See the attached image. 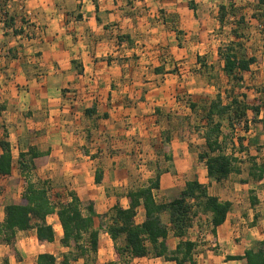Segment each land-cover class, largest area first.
I'll use <instances>...</instances> for the list:
<instances>
[{
	"label": "crops",
	"instance_id": "crops-1",
	"mask_svg": "<svg viewBox=\"0 0 264 264\" xmlns=\"http://www.w3.org/2000/svg\"><path fill=\"white\" fill-rule=\"evenodd\" d=\"M189 1L7 0L6 14L14 17V28L22 33L12 36L10 29L2 24L3 32L11 33L15 42L2 48L0 140L6 132L12 149L14 144H25L24 139L29 136L28 147L47 154L46 163L38 165L35 173L47 182L57 200L69 201L73 194L84 204L92 202L99 216L109 215L115 206L127 209V192L147 184L157 161L160 168L162 158L166 164L170 162L165 161L164 155H158L161 132L167 129L161 125L173 122L180 123L182 128L191 125L195 113L189 104L208 105L214 93H221L222 89L215 90L211 73L219 68L218 75L223 80V61L218 56L219 46L214 53L210 45L220 42L216 34L225 29L217 21L222 2L194 0L195 10H192ZM0 13L2 21L3 9ZM204 59L210 61L207 79L200 68ZM212 60L217 61V68ZM255 65L258 68L255 63L243 74L238 87L244 84V88L239 93L244 89L249 94L246 87L251 84L245 79ZM200 84L207 96L204 92L202 96L197 94ZM258 97L256 93L247 99ZM91 104L94 112L88 116L86 111ZM157 109L160 115L156 114ZM166 115L172 116V122L166 120ZM250 119L247 133L241 135L245 136L249 156L261 162L264 121L260 120H264V109L257 117L258 123ZM193 137L198 136L192 132L186 136L187 141H180L172 134L169 156L174 165L163 166L160 188L155 194L163 202L177 198L186 181L197 180L207 186L221 184L208 180L197 154L189 155L188 144L195 140ZM177 141L179 144L174 147ZM144 147L157 150L154 154L147 153L143 161L147 163L148 173L140 174L134 163L142 157ZM182 156L191 163L184 172ZM41 161L43 158L37 160ZM96 171L102 172L99 184L95 183ZM232 176L242 177V168L241 174L230 175L222 184L230 197L213 194L229 201L231 208L215 235L210 233V242L219 246L222 253L214 255L209 264H243L227 257L243 256L245 250L264 241V180L253 182L246 174L242 179L248 182L239 180L238 185L232 183ZM250 192L256 198L255 205L251 204ZM143 220L144 212L139 208L135 222L140 224ZM46 221L55 232L53 243H39L33 225L18 232L16 254H9V247H3L4 254L0 257L7 255L9 264H35L40 254L56 257L51 248L58 249L62 230L56 216H49ZM191 231L190 228L186 237L197 243L196 233L192 238ZM102 236L109 237L105 233ZM178 242L170 232V249H175ZM141 260H147L148 264H168L160 258L148 257L134 259L133 264Z\"/></svg>",
	"mask_w": 264,
	"mask_h": 264
},
{
	"label": "trees",
	"instance_id": "trees-1",
	"mask_svg": "<svg viewBox=\"0 0 264 264\" xmlns=\"http://www.w3.org/2000/svg\"><path fill=\"white\" fill-rule=\"evenodd\" d=\"M6 2L7 0H0V9L4 11V19L2 17L4 28L10 29L12 36L20 35L22 30L14 28V17L6 14ZM263 4L264 0H257L255 9L258 11ZM188 6L195 10L194 0H190ZM228 7L232 9L231 4L227 6L220 4L218 8L217 21L221 26L230 15ZM254 15L256 17V14ZM243 20L240 16L238 25H242ZM232 33L237 38L242 37L235 28ZM241 51L240 48H235L233 43L218 50L219 57L223 61V81L229 86L224 91V98L218 92L208 105L189 104L195 115L201 116L202 122L201 126H193L192 129L204 140V148L197 154V160L205 166L208 180L214 183H222L232 174H241V164L243 161L246 162L239 156L241 154L247 155L246 157L251 161L247 173L249 179L253 182L264 180V160L258 163L256 158L249 156L248 148L244 145L245 136L233 138L235 126L242 125L243 133H247L248 112L253 115L251 122L258 123L257 117L261 109H264V102L261 99L248 100L246 94L239 95L234 92L242 82L243 74L250 71L251 65L259 61L256 56L248 57ZM93 112L94 104H91L86 114L91 116ZM155 112L160 115L159 109ZM165 117L172 122V116ZM224 121L230 129L228 133L222 131ZM174 126L175 124L171 123L161 132L163 146L171 144ZM27 156L28 161H26ZM46 157L47 154L39 153L32 146L28 147L26 152L19 153L17 163L24 182V190L18 202L4 206V218L0 223V245L8 246L9 254H16L15 243L18 232L27 231L33 225L39 242L53 243L55 232L46 219L49 216L57 217L62 230L60 243L69 251L62 255L60 263L51 254H40L35 264H71L79 260H82L83 264H97L100 232L107 234L113 242L114 258L107 264H132L134 259L143 257L160 258L168 264H197L194 258L197 243L186 237L193 220L206 216L211 226L210 232L215 235L216 228L225 222L231 208L229 201H222L210 194L208 186L197 180L186 181L179 196L174 200L158 201L155 194L160 188V176L163 170L155 165L153 177L146 185L127 192L126 198L129 202L127 209L115 206L109 215L99 216L95 213L92 202L84 204L73 194L70 195L69 201L57 200L56 196L51 195L46 181L33 178L32 171H35L38 165L46 163ZM164 157L165 161L172 160L169 155ZM41 158L43 161L37 162ZM12 170L11 144L7 133L4 132V137L0 140V178L10 177ZM101 177L102 172L96 171V184L101 182ZM241 182L247 183L248 180ZM250 193L252 195L253 192ZM250 200L252 205L257 202L253 195ZM139 208L143 209L144 220L137 224L135 217ZM164 216H167L166 222ZM105 217H108V222H104ZM170 232L179 239L175 249H170L168 243ZM227 259L241 260L243 264H264V241L245 250L243 256L227 257ZM2 264H9L7 257Z\"/></svg>",
	"mask_w": 264,
	"mask_h": 264
},
{
	"label": "rangeland",
	"instance_id": "rangeland-1",
	"mask_svg": "<svg viewBox=\"0 0 264 264\" xmlns=\"http://www.w3.org/2000/svg\"><path fill=\"white\" fill-rule=\"evenodd\" d=\"M217 1H218V4L220 2H222V4H224L226 6L231 4L232 9H231V7H228L230 15L227 16V18L223 24L225 29H221V31L219 29L220 32H217V34H216V35H218V37H220V42L214 43L213 45H210V51H213L215 53V49L217 50V48H218V50H219L220 48H225L226 46H229L233 43V46H235V48H240L242 50L241 52H243L244 55H246L248 57H250L251 55L256 56V58L259 60L258 63H256V64H258V68L255 65L252 72L250 74H247V77L245 79V82H247V84H251V86L246 87L247 88L246 91L249 94H246L244 89H243V92L239 93L240 89L244 88L243 87L244 84L241 87H236L234 92L236 94H239V95L246 94L247 96H249V95L252 96V95H255L257 93L259 95V97L255 98V99H257V100L261 99V101L264 102V4L257 11L255 9V4H256L257 0H216L215 2H217ZM205 6H206V4H205ZM208 6H210V4H208ZM254 14H256V17ZM240 16H242L244 19L242 25H238V19ZM2 24H3V21L0 20V48H1V50H0V71H1L2 67H4L2 65V57H3V53H4V52H2V48H5V47L7 48L9 42H15V41H13L14 38L11 36V33L3 32L4 30H3ZM234 28H235V30L237 29L238 32H240L242 37L237 38L232 33ZM2 34H4V35H2ZM216 46H219V47L216 48ZM218 56H219V54H218ZM209 57L211 58V54L209 55ZM212 61L215 62L214 65L217 68V65H218L217 61L216 60H212ZM203 62L204 63H200V64H202V65H200V68L202 70V74L204 73L203 75H205V77L207 79L208 78V71H209L207 67H208V62H210V61L206 62V59H204ZM203 67H205V68L203 69ZM218 71H219V68L216 70V73H211V79H212L211 81L213 82L214 86L216 87L215 90L219 91L222 89L221 93H223V90H227L229 88V86H227L225 84V81L220 80L219 75H218ZM201 81L202 80H200V82ZM200 87H201V88H199L200 92H198L197 94L199 96H202V92H204V94L207 96L206 91H203V88H202L204 86H202V84H200ZM204 94H203V96H204ZM214 94H217V93H214ZM224 96H225V93H224ZM224 101L227 102L226 99H224ZM199 106H205V105H204V103L201 102L199 104ZM2 108H3V106L0 104V110H2ZM201 114L203 115V113H201ZM248 115H249V118H252L251 113H248ZM200 119H201V116L199 117L196 114L193 118V123L191 125L188 124L189 126L186 124V126L184 128H182V126H180L181 125L180 123H177V122L174 123L173 122V124H175V126H174L175 129L172 130L174 137H176V138L178 137L179 139H177V140H180V141H187V140H185L186 136L188 137L190 135V133H192V132L195 133L194 130H192L193 126H201L202 125V122L200 121ZM161 126L163 128H168V126L165 123H163ZM222 131L224 133L230 132V129H229L226 121L223 122ZM260 131L261 130L259 127L257 129V132L259 133ZM241 134H243L242 125L235 126V134H234L233 138H236L237 136H242ZM197 136L198 137H193V138H195V140H193V142L191 144L187 143L189 145L188 150H189V155H191V157H193V156L195 157L196 154H198L204 148V143H203L204 141L201 142L200 136L199 135H197ZM29 138L30 137L27 136L26 139H24L25 144L19 143L18 145L14 144L12 146V149H11L12 154H13L12 174L10 177L0 178V186H1V188H0V213H1V209L4 205L18 202L19 198H20V196L24 190V182L22 180L21 172L19 170V165H18L17 161L19 159V153L21 151L27 149L28 144H29L27 141ZM177 144H179L178 141L175 142L174 147ZM201 144H203V145H201ZM183 146L186 147V144H184ZM154 149L155 148L149 149L147 147H144L143 153L141 154L142 157H144V158L139 157L137 159V161L134 163L136 166V170H140V174H143V173L147 174L148 173V171L146 170L147 163L145 161H143V160H146V157H147L146 155L148 152H149L148 154H154V152L157 149H159L160 156L172 154L171 145L163 146L162 141H161L160 146L157 149H155V150ZM176 151L178 153L182 154V151L180 148H176ZM141 152H142V149L140 148V153ZM227 152L229 153V150H227ZM255 153L256 152H254L253 154H255ZM136 155H138V154H136ZM239 156L243 157V156H247V155L241 154ZM243 160H245L246 162L244 163V161H243V163L241 164V168L243 170V176H245L248 173V169L251 165V161L248 160V157H246V159H243ZM26 161H28V156L26 157ZM163 161L164 160L162 158L161 159L162 168H160L161 170H163V166H168V168L169 167L171 168V166H172V168H173V165H174L173 161L167 162V164H166V162H163ZM259 162H260V160H258V163ZM155 165H158L159 167H161L160 163L158 161L156 162ZM181 166L183 167L182 171L183 170L185 171L187 168H190L189 166H191V163L188 159H184V157H183V161L181 163ZM154 171H155V169L153 170V172ZM32 175H33L34 179H36V180L39 179L37 177L35 171H32ZM243 176L242 177L232 176L234 178L232 180H234V181L233 182H232V180H229V181L232 183H237L239 185V180H243L242 179ZM14 180H17V181H14ZM223 183H225V182L223 181L220 185L215 184L213 186H208L209 187V193L212 195L213 194L218 195L220 198L230 197L229 193H227V191H224L226 188L224 186H222ZM237 193H239V192H237ZM157 200L162 201V202L164 201L160 197V195H158ZM106 219H108V217L104 218V222H106V221L108 222V220H106ZM164 221L165 222L167 221V216H164ZM50 222L53 223V220H50ZM192 225L194 227L192 228V226H191V230H192L191 233L192 234L190 236L192 238H194V234L196 233L195 239L197 241V246H200V248L194 252V255H196L195 259H196L197 264H201V263L204 264V261H207L208 262L207 264H209L210 262L212 263L213 262L212 257L214 255H217V254L220 255L222 253V250H220L221 248H219V246H213L212 242H210L211 226L208 223V218L206 216H201L200 218L198 217V218L193 220ZM102 234H103V232H101V235H100L99 241H98V250H97V255H96V263L97 264H107L110 261H112L114 258L113 242L110 240L109 237H103ZM171 245L173 246L174 243H171ZM3 247L7 248L8 246L0 245V256H1V254H4ZM57 247H58V249H56V247L51 248V252H55L57 261H58V263H60L62 261V255L65 254L66 252H68L69 250L64 248L61 245L60 241H59V245ZM200 255H202V256L200 257ZM207 256H209L210 258H207ZM4 258L0 257V264H2ZM148 258H153V257H148ZM141 261L143 263H140ZM141 261H136V264H148L149 263L147 260H146V262L144 260H141ZM11 264H17V263L11 262ZM71 264H83V261L79 260L77 262H71Z\"/></svg>",
	"mask_w": 264,
	"mask_h": 264
}]
</instances>
